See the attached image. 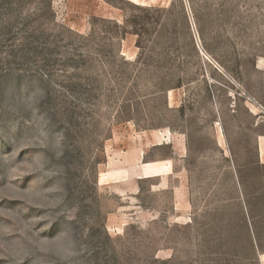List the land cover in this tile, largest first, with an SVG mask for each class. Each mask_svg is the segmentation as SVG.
<instances>
[{
	"label": "rangeland",
	"instance_id": "obj_1",
	"mask_svg": "<svg viewBox=\"0 0 264 264\" xmlns=\"http://www.w3.org/2000/svg\"><path fill=\"white\" fill-rule=\"evenodd\" d=\"M260 133L264 0H0V264H264Z\"/></svg>",
	"mask_w": 264,
	"mask_h": 264
},
{
	"label": "bare ground",
	"instance_id": "obj_2",
	"mask_svg": "<svg viewBox=\"0 0 264 264\" xmlns=\"http://www.w3.org/2000/svg\"><path fill=\"white\" fill-rule=\"evenodd\" d=\"M162 137H167L169 140L170 138L168 135H164L162 133L154 132L151 136H138L136 139L140 141V143H144L142 141L146 142H156L162 139ZM169 143V142H168ZM155 146L161 145L160 143L154 144ZM140 154V153H139ZM262 155H263V150H262ZM123 161H128L127 158H124ZM158 173H166L164 172V169L161 168L160 163H149V164H139V165H131L126 168L122 167H116L114 169L110 168L107 172L106 178L110 181H115V182H125V181H137L145 178H151L154 176H159L160 174ZM153 175V176H152ZM162 177H165V174H162ZM125 184V183H124ZM260 259V256H259ZM262 259L264 261V255L262 256ZM261 260V259H260ZM262 261V262H263Z\"/></svg>",
	"mask_w": 264,
	"mask_h": 264
},
{
	"label": "crops",
	"instance_id": "obj_3",
	"mask_svg": "<svg viewBox=\"0 0 264 264\" xmlns=\"http://www.w3.org/2000/svg\"><path fill=\"white\" fill-rule=\"evenodd\" d=\"M256 128L258 124L254 125ZM255 150H256V160L255 165L263 166L264 167V134H256L254 140ZM263 150V155H262Z\"/></svg>",
	"mask_w": 264,
	"mask_h": 264
}]
</instances>
